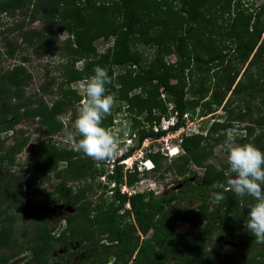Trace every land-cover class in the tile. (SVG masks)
<instances>
[{"label":"trees","instance_id":"trees-1","mask_svg":"<svg viewBox=\"0 0 264 264\" xmlns=\"http://www.w3.org/2000/svg\"><path fill=\"white\" fill-rule=\"evenodd\" d=\"M161 1H31L27 22L22 19L3 30L2 55L8 60H13L16 52L21 50L16 40L7 39L13 32H17L19 42L25 48H31L36 57L57 52V47L53 45L56 34L65 32L67 38L61 46L65 50L64 55L71 58V64L65 61L60 66L61 82L55 85L56 88L52 79L45 75L37 91L29 97H22L21 91V87L32 79L23 68L27 62L26 56H21L19 64L13 65L11 69L0 67V134L11 131L13 135V141L7 147L9 150L2 151L0 147V168L2 163H11L14 153H19L28 142L27 135L18 139L21 131H14V127L28 119L36 124L41 134L51 135L58 128L54 117L72 104L71 95L74 92L69 89V84L90 77L97 66L107 67L109 76L113 67H136L135 77L130 80L137 81L136 87H142L144 96L140 109L147 110V120L151 122L150 110L159 104L161 90L172 103L171 113H176L177 121L172 130L180 126V117L192 111L208 91L207 101L202 103L203 107L207 105V112L208 107L219 106L227 93L231 97L225 103H235L238 108L234 117L231 111H227L230 115L226 122L213 121L205 137L199 134L181 137L178 143L181 153L166 168L175 178H179L175 182H184L175 192L160 198L153 197L150 191L131 195L119 192L120 186L131 187L138 180L135 168L122 172L121 166L117 164L119 159L130 157L133 148L126 149L118 159L113 160L114 164L106 174V186L111 185L109 195L104 197L105 191L101 189L102 192L95 197L93 194L100 190V186L99 183H93L97 174L92 159L73 151L72 147L57 149L39 142L38 151L26 158L25 162L31 160V177L51 165L64 163L53 173L58 181L54 194L63 207L60 216L63 224L56 235H51L48 222L41 213L24 211V215L31 218L32 222L31 228H25L23 233L25 236L26 230L30 232L25 241L26 249L31 253L28 263L47 264V256L57 244L67 248L68 244L76 243L78 248L66 254L67 259L63 264L76 252H82L83 258L76 264H107L113 257L114 264H264L261 250L251 255L230 256V247L210 246L214 236H221L231 243L241 241L242 246L247 248L264 247V244L257 243L252 233L244 227L249 205L254 203L252 198L238 197L231 191L216 187L218 183H227V163H221L219 168L205 163L212 153V147L224 142L221 132L233 120L246 122L244 135L236 137L239 144L251 143L264 152V94L255 119L251 117L250 106L255 93H264V34L261 37L264 29V0L255 7L249 5L252 7L248 8L250 12H244L246 9L240 3L241 0H178L180 7L175 17L170 6L174 0ZM22 4V0H9L0 5V12L14 11ZM158 12H161V16ZM219 19L225 28L224 38L214 42L204 36L202 29L207 25L212 26ZM37 20H41L43 25L38 28L24 27ZM49 28L52 30L49 31ZM97 37L113 39L111 46L94 58L95 52L91 45ZM135 43L154 49L153 60L147 66H141L142 56L134 49ZM225 49L232 54L229 59ZM167 54L175 57L172 65L163 61V56ZM81 59L84 64L78 71L73 64ZM247 60L245 70L253 65L255 72L247 74L243 70V75L234 83L240 67ZM224 61L225 65H222ZM189 65L199 69L196 74L203 81L188 92L196 100L185 97V77L192 79ZM219 65V71L210 78L209 68ZM171 80H175V83H171ZM54 88L60 93L47 106L41 97ZM11 99L14 103H10ZM240 107H243L242 112ZM162 114H165L164 109ZM256 129L258 132L254 134ZM163 133L141 131L137 142H142L146 137L156 138ZM9 155L11 158H7ZM148 160L153 167L151 171H156L160 165L159 155H148ZM190 165L204 169L201 179L193 176L190 181L185 177ZM18 184V179L0 173V215L14 207ZM68 184L75 185L68 187ZM211 192H223L226 199L211 205L212 201L207 198ZM92 198L97 199L94 201ZM192 199L197 200L194 207L180 208L182 203ZM65 208H70L71 212L65 211ZM177 219L192 226L194 231L177 233ZM10 228L5 227L0 219V264H7L12 257L25 250L16 249V241L9 238ZM222 253L226 255L224 259ZM58 257L62 258V255Z\"/></svg>","mask_w":264,"mask_h":264},{"label":"rangeland","instance_id":"rangeland-1","mask_svg":"<svg viewBox=\"0 0 264 264\" xmlns=\"http://www.w3.org/2000/svg\"><path fill=\"white\" fill-rule=\"evenodd\" d=\"M9 0H0V5L7 2ZM23 4L21 7H17L14 11H6L2 10L0 12V54L4 53V46L3 42L1 41L3 37V30L6 27L12 26L15 23L20 22L22 19L23 21L27 22L28 13L31 11V1H41V0H22ZM108 1L111 3L112 1L116 0H103ZM139 1V0H138ZM143 1V0H141ZM146 1H153V0H146ZM154 1H160L161 0H154ZM263 0H241L240 3H242L243 8L246 10L244 12H250V9L252 8L249 5L257 6L260 4V2ZM155 4V3H154ZM173 9V17H175V13L178 14V9L180 7V2L178 0L171 1L170 5ZM160 7V6H158ZM152 14H154V11L150 10ZM157 14H161V12H158ZM157 16V15H155ZM161 16V15H160ZM43 25V22L41 20H37L33 23H30V25H25L24 27H31V28H38ZM206 25V24H205ZM223 23L221 20H217L212 26H206L202 30L204 32V36L206 35L207 38L213 39L214 42H216L218 39L224 38L223 33L224 29L222 27ZM204 26V25H203ZM49 31L52 30V28L48 29ZM209 31V33H207ZM211 31V32H210ZM264 34V29L261 34ZM260 37V39H261ZM67 38V34L65 32H60L56 34V41L53 43L55 47H57V52L50 53L47 52L46 54H43L39 57H36L32 51L31 48H25L22 43L19 42V37L17 35V32H13L7 36V39L10 41H15L16 44L20 47V51H17L13 60L4 59L3 55L1 57V63L0 67L4 70L11 69L13 65H18L20 61L21 56H26L27 62L24 63L23 68L25 71L32 77L27 83V85H24L21 87L22 91V97H29L31 94L35 91H37L38 86L42 83V80L45 77L52 79L54 87L55 85H58L61 82L60 76H61V68L62 64H64L65 61H67V64L70 65V57H66L64 55V48L61 46L62 42ZM112 37H97L92 42V48L94 49L95 55L94 58H97L98 55H102L104 51L111 46L112 43ZM259 39V41H260ZM258 41V43H259ZM257 43V44H258ZM152 46H144L140 43H135L134 49H136L139 53H141L142 56V62L141 66H147L148 63H150L153 60L154 56V49L151 48ZM228 49V48H227ZM227 49L224 50L225 53H228L230 51H227ZM231 53L228 56V59L230 58ZM250 58V57H249ZM249 60V59H248ZM248 60L246 63H244L235 78L234 83L240 78L241 75H243V70H245ZM163 61L167 64H173L175 62V57L173 54H167L166 56H163ZM84 60H78L73 64V67L81 71L83 68ZM222 65H225V61ZM192 65H189L188 70L191 71L192 79H189L187 76L185 77L186 86L184 89H186V95L185 97L188 100H196V97L191 96L188 92L195 86L201 84L200 82L202 80L199 79V76H197L196 71L199 69H196L195 67H192ZM221 65L219 66H211L209 68L208 76L211 78L212 74L214 72L219 71ZM104 69H107L104 68ZM256 68L255 66L251 65L246 71V73L255 72ZM187 73V69L185 70V75ZM136 74V67L133 68L132 66H126V67H113L111 75L109 76L111 79V83L109 85H106L107 94H112L115 96L117 100L116 106L113 108L112 115L108 116L104 119L102 126L112 130L114 133L116 132V129L119 127L118 121L121 119H126L130 122L131 125V135L133 138L130 139L131 144L127 147L126 146V137H123L121 135V139L123 141L122 147L123 153L125 149L133 148V153L130 156V160L125 165L121 166L122 172H124L128 165L136 166V172L138 173V180L130 187L137 191H147L150 188L153 189L155 192H160L159 195H168L171 193V191H174V189H177L180 187L181 183L179 184L175 181H178L179 178H175L171 171L167 170V166L172 163V161L181 153L180 150H178V153L174 156L169 157L167 155L168 150L170 152L173 151V148L179 143V138L181 136H184V134L187 135V122L183 120V131L177 130L173 132L172 130H168L165 132V135L159 136V137H146L145 140L138 143V134L141 131H147L152 130L153 127H157L156 124H158V121H156V118L160 119L162 116L169 118L172 114L170 109L172 107V103L170 102V99L159 91V104L155 105L157 108H153L150 110L151 114V122L147 120L148 112L147 110H141V99H143L144 94L141 92L142 87H136L137 81L131 82V78H134ZM92 76V75H91ZM244 77V76H243ZM46 78V79H47ZM84 80L80 79L75 82H72L69 84V89L74 92V95H71V105L69 108H65L62 112H59L55 117L54 120L57 124V129L54 131L51 135H45L41 134L39 130H37V126L34 122L31 123L30 120H22L17 126L14 127V131L20 130V134L18 139H22L26 135L28 136V142L22 148V150L19 153H14V156L12 157L11 163H2L0 168V173H4L7 176H13L14 178L18 179L19 184L16 189L17 196H15L14 199V207L7 211L6 214H1L0 219L2 222H4L5 227H11L9 232V238L12 240H15L17 243L16 249L23 248L25 250L19 252L15 257H12L7 264H25L28 263L31 257L30 251L26 249L25 241L30 236V232L26 230V235L23 236L25 233V228H31V218H28L24 215V211H35L37 213H41L43 217L46 218L48 222V229L50 231L51 235H56L60 229L62 228L63 221L60 219L61 213L63 211V207L61 203L57 202L56 195L54 194L55 186L57 184V180L54 178L53 173L64 166V163H58L56 166H49L44 170H40L35 174V177H31V160L29 162H25L26 158H30L31 155H33L35 152L38 151L37 144L39 142H43L47 145H53L57 149H69L71 148V145L65 141V132L66 131H74V121L77 118L78 115V108L80 105V100L82 97V92L79 87V83ZM44 81V80H43ZM47 81V80H46ZM203 82V81H202ZM171 83H175V80H171ZM207 84V83H206ZM65 86H63L64 89ZM56 88V87H55ZM52 89L48 94L41 97L44 103L49 106L52 101L55 100V98L58 97V94L60 93L57 89ZM163 95L161 97L160 95ZM210 94V91H208L201 101H198L192 111H187V114L189 115L190 119H194L199 117L201 120L198 122V133L201 135V137H205V133L207 132L208 128H210V125L213 121H218L220 123L226 122L225 120L229 117L230 114H232V117L237 113L238 108H236L235 103L226 104L225 101L227 98H230L231 96L229 93L225 95V98L220 103L219 106H210L208 107V111L205 109V107L202 106L203 102L207 101V98ZM263 92H257L254 94L253 99L250 102V106L252 108V115L251 117L255 119L257 114V109L260 108L261 99H262ZM38 95V94H37ZM76 97H78V101H76ZM10 103H14V100L11 99ZM34 106V105H33ZM159 106V107H158ZM242 106V105H241ZM31 107V106H30ZM162 109H164L165 114H162ZM241 112L243 107H240ZM141 110V111H139ZM227 111H231L228 115ZM228 126L224 131L221 133L224 134V141L227 138L228 132L231 129L233 134L236 137H242L244 135V122H238V121H230L228 122ZM203 127V130H201V127ZM201 131H200V130ZM264 130V129H263ZM181 132V134H179ZM258 130L256 129L254 134H256ZM172 134V136H168ZM196 135V134H193ZM12 137L11 131L2 132L0 134V142H1V149L2 151L9 150L7 147L10 146L12 143ZM252 140V137L250 138ZM172 141V143H171ZM236 143L239 144L238 140L236 139ZM218 146V145H217ZM213 146L211 151L210 157L207 159L205 163H210L214 165L215 167L219 168L221 163L226 162V153L218 151V147ZM153 153H157L160 157L159 160V168L156 171H147L145 170L144 166H147V160L148 155H151ZM7 158H11L9 155ZM95 162V161H94ZM144 163V164H142ZM95 165V175L96 180L93 181L94 185L99 183L100 190L93 195L97 197L100 192H102L101 189H103L104 197H107L109 195V188L111 185L106 186V174L109 173V170L113 166L112 160L110 161H104L101 163H94ZM35 166V165H34ZM204 173V169L202 167H196L193 165L189 166V172L186 174L187 179H192L193 176L197 179H201L202 175ZM192 175V176H191ZM38 177V178H36ZM229 179V178H228ZM182 181V179H181ZM75 184H68V187H73ZM105 187V188H104ZM126 189H129V187H125ZM161 189V190H160ZM152 193V190H150ZM157 194V193H156ZM92 194H87V196ZM213 193H208L207 198L210 199L211 205H214L216 203L214 197L212 196ZM94 201L97 198H92ZM197 203L196 199L185 201L180 205L181 209H186L187 207H194ZM213 206H210L212 208ZM2 209H4L2 207ZM65 211L71 212L70 208H65ZM13 220V221H12ZM206 226L205 224H203ZM175 229L177 233H184L187 231H194V228L192 226H189L185 222L181 221L180 219H177L175 221ZM256 241V240H255ZM105 246V244L103 243ZM221 246H227L231 249V255L233 256H239L241 253H245L246 251H243L240 242L232 244L231 242L224 240L221 236H214L212 239V243L210 244L211 247L218 248ZM78 248V245L76 243L68 244V247L65 248L64 245L57 244L55 248H53V251L51 254L47 256V264H63V262L67 259L66 254L69 251H75ZM230 252V251H229ZM82 252H76L72 258L66 262V264H76L79 261H81L83 258L81 256ZM62 255L61 257H58ZM225 254L222 253L221 257L223 259L225 258ZM172 262H169L168 264H171ZM28 264H31L28 263ZM109 264V262L107 263Z\"/></svg>","mask_w":264,"mask_h":264},{"label":"clouds","instance_id":"clouds-1","mask_svg":"<svg viewBox=\"0 0 264 264\" xmlns=\"http://www.w3.org/2000/svg\"><path fill=\"white\" fill-rule=\"evenodd\" d=\"M93 72L92 76L79 83L83 98L80 100L78 115L73 124L74 131L65 132V141L71 145L73 151L82 153L98 164L110 160L113 163V160L118 159L123 151V141L119 134L130 137L131 125L128 120L121 119L118 121L119 127L115 133L102 126L104 119L112 115L117 100L114 95L107 94L106 85L111 83L107 70L97 66ZM172 127L169 130H172ZM163 135L165 132L160 137ZM217 147L218 151L226 153L228 165L226 175L229 179L226 184L218 183L216 187L231 191L238 197L252 198L254 203L249 205L244 227L252 233L257 243L264 244V152L251 143H236V136L231 129L226 140ZM178 150L177 144V152L174 155L178 153ZM127 158L119 159L117 164L125 165L126 163L121 161H126ZM147 161L150 166L145 170L151 171L152 164L149 160ZM133 168L136 166L133 165L131 169ZM213 197L216 202L226 199L223 192L213 193ZM114 260L113 257L109 264H114Z\"/></svg>","mask_w":264,"mask_h":264},{"label":"built area","instance_id":"built-area-1","mask_svg":"<svg viewBox=\"0 0 264 264\" xmlns=\"http://www.w3.org/2000/svg\"><path fill=\"white\" fill-rule=\"evenodd\" d=\"M161 97H163V95L161 94L160 95ZM170 109H172V107L170 108ZM171 116L169 117V118H167V117H161L160 119H159V121H158V124H156L157 125V127L155 126V127H153V132L154 133H158V132H161V131H164V132H167L169 129H170V127H172V126H174L175 125V123H176V121H177V118H176V113L175 112H173L172 114H170ZM183 120L184 121H186L187 122V136H189V135H191V134H197L198 133V122L201 120L199 117H197V118H194V119H190V117H189V115L187 114V117H186V114H183L181 117H180V122H181V124H180V126L175 130V131H179V130H182L183 129ZM175 131H173V132H175ZM183 131V130H182ZM182 131H180V133L179 134H181V132ZM184 135H186V134H184ZM165 136H167V135H165ZM168 136H172V134H170V135H168ZM131 138H133V136L132 137H126V146L127 145H130L131 144V141H130V139ZM180 139H181V137L179 138V142H180ZM145 140V139H144ZM143 142L144 141H142V144H143ZM171 143H172V141H171ZM173 150H175V152H177V147L175 146L174 148H173ZM175 152L174 151H172V152H170L169 150H168V152H167V155L169 156V157H171V156H174V154H175ZM128 160H130V158H127L126 159V161H128ZM126 161H121V162H126ZM121 162H119V163H121ZM147 162V166H145V165H143L144 166V168H148L149 166H150V164H149V162L148 161H146ZM144 164V163H143ZM127 168H129V169H131L132 168V166H130V165H128V167ZM149 190H152V193L155 195L157 192H155L153 189H149ZM119 192L120 193H125L126 195H131V194H135V193H142L143 191H137V190H134V189H132V188H130L129 187V189H126L125 188V186L124 185H122V186H120V188H119Z\"/></svg>","mask_w":264,"mask_h":264},{"label":"flooded vegetation","instance_id":"flooded-vegetation-1","mask_svg":"<svg viewBox=\"0 0 264 264\" xmlns=\"http://www.w3.org/2000/svg\"><path fill=\"white\" fill-rule=\"evenodd\" d=\"M11 133H12V132H11ZM190 181H192V179H190ZM183 182H184V181H182V183H183ZM179 183H180V182H179ZM179 183H178V184H179ZM180 187H181V185H180ZM180 187H179V188H180ZM179 188H177V189H179ZM177 189H174V191H171V193H172V192H175ZM160 190H161V189H160ZM171 193H169L168 195H170ZM159 194H160V192H159ZM159 194H158V192H157V194H155V195L152 193V196L155 197V198H160V197L168 196V195H165V196H164V195H162V194H161V195H159ZM238 242H240V246H241L242 250H243V251H246L245 253H241V255H243V254L251 255L252 253L258 252V250H261V252L264 253V247H263V246H259L258 248H255V249H254V248H247V247H243V246H242V242H241V241H238ZM238 242H237V243H238ZM232 244H235V243H232ZM258 259H261V257H258ZM171 264H172V263H171Z\"/></svg>","mask_w":264,"mask_h":264},{"label":"bare ground","instance_id":"bare-ground-1","mask_svg":"<svg viewBox=\"0 0 264 264\" xmlns=\"http://www.w3.org/2000/svg\"><path fill=\"white\" fill-rule=\"evenodd\" d=\"M129 162V160L128 161H126L125 163H128Z\"/></svg>","mask_w":264,"mask_h":264},{"label":"snow or ice","instance_id":"snow-or-ice-1","mask_svg":"<svg viewBox=\"0 0 264 264\" xmlns=\"http://www.w3.org/2000/svg\"><path fill=\"white\" fill-rule=\"evenodd\" d=\"M175 152V150H173Z\"/></svg>","mask_w":264,"mask_h":264}]
</instances>
